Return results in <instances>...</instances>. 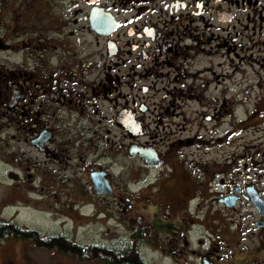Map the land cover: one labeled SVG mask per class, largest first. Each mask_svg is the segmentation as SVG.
I'll list each match as a JSON object with an SVG mask.
<instances>
[{
    "label": "flooded vegetation",
    "instance_id": "flooded-vegetation-1",
    "mask_svg": "<svg viewBox=\"0 0 264 264\" xmlns=\"http://www.w3.org/2000/svg\"><path fill=\"white\" fill-rule=\"evenodd\" d=\"M256 35L264 36V0H0V170L7 180L47 178L59 194L67 180L95 208L111 199L129 239L109 249L134 243L143 264L142 243L151 239L175 264L264 260L262 136L240 156L233 143L200 141L192 158H175L198 133H183L166 151L156 145L180 103L216 90L230 75L225 68L252 66ZM220 146L233 152L221 157ZM121 159L132 168L118 167ZM162 167L140 186L146 175L136 169ZM66 170L75 174L61 178ZM44 187L28 189L41 195ZM206 225L216 234L228 226L226 254Z\"/></svg>",
    "mask_w": 264,
    "mask_h": 264
},
{
    "label": "rangeland",
    "instance_id": "rangeland-1",
    "mask_svg": "<svg viewBox=\"0 0 264 264\" xmlns=\"http://www.w3.org/2000/svg\"><path fill=\"white\" fill-rule=\"evenodd\" d=\"M256 41H258V46L249 48L247 53L248 58L251 59L249 63L252 66H245V69L239 68L236 72L233 68H228L231 70L227 71L225 67H222V73L229 72L230 75L225 81H218L219 85L216 90H212L214 86H210L208 89L206 87L204 94L202 93L203 96L197 102L188 101L185 103L186 106L184 105L183 107L182 103H180V106L175 110V114L179 115V117L168 116L164 120L163 131L158 132L160 137H164L163 143L156 142V145L161 150L166 151L169 143L180 138L183 133L190 139H194L195 134L198 133V143L195 142L188 148H181L176 151V154L174 152L175 158L179 154L184 159L187 155L192 158L196 154L200 141H205L210 144L209 146L215 148L219 147L217 146L218 144L224 146L227 143H233L234 149H237L236 154L240 156L242 151H244L241 148L248 147L251 141H256L260 135L262 136L261 140H264V66L261 67L254 63L256 60L260 62L264 59V36H254L251 44H255ZM231 71L234 73L232 74ZM213 83H217V81L214 80ZM224 99H227L226 104H224ZM178 109H183L187 113L183 115ZM225 109L227 113H224L223 110ZM204 111L213 116L210 122L203 119L202 112ZM171 123L173 126H170ZM182 124L185 125V132L179 131ZM227 132H230L234 137L231 138L227 135L224 137ZM216 133L217 135H215ZM257 144L260 145L261 142L259 141ZM223 146H220L221 157L224 156L227 150H233L230 146V148H225L222 152ZM212 156L211 158L214 159L215 151ZM191 158L186 161H191ZM121 163L125 164L129 169L132 168V162L128 160L121 159L116 165L120 167ZM135 167L138 168L136 163ZM4 171L3 169L0 170V220L16 224L23 229L37 231L44 236L62 235L84 246L117 249L122 247L129 239L127 228L122 226L119 223V219L116 218L118 217V212L114 208L111 199H107L99 207L95 208L93 202L89 203L87 197L81 198V196L76 195L74 188L67 180L61 182L60 187L62 190L61 194H59L58 192L53 193V188H50L51 184L47 181V178L42 181L39 179L37 181H25L20 178V180H7L4 177ZM72 172L75 174V171ZM72 172L70 170L62 171L61 178H69L74 175ZM135 172L146 175L145 177H140L141 186L143 181L147 180L144 178L153 177L156 173L164 172V167L161 170L149 173L150 175L145 174L147 171H143V169H140V172L139 169H136ZM189 172H195L193 167H189ZM126 174L125 182L130 179ZM42 183L45 185L43 194L39 195L29 190L30 187L42 185ZM13 186L16 187L13 188ZM145 187L143 185V188ZM192 191L194 190L192 189ZM141 205L138 204L137 206L140 207ZM221 214L222 218H227L224 217L223 213ZM137 215L143 218V228L149 233L150 226L147 224V219L144 217L143 212L138 211ZM195 229L197 230L198 228ZM225 229L227 231L216 234L214 229L210 230L208 225L204 226L205 236L221 255L226 254L229 247H232L230 242L231 235L228 232L227 225ZM211 231L216 235L213 238L211 237ZM152 242H154L153 239L148 241L147 245H144L145 242L142 243V256L145 264H175L168 257H165L164 246L158 247L153 245ZM196 249L197 247L194 246L193 250ZM242 257L238 255L239 259L236 264H264V260L259 259L254 260L253 263L246 260L242 262ZM0 264L102 263L79 260L75 257L58 254L55 251L38 249L30 242L17 241L10 238L0 241Z\"/></svg>",
    "mask_w": 264,
    "mask_h": 264
},
{
    "label": "trees",
    "instance_id": "trees-1",
    "mask_svg": "<svg viewBox=\"0 0 264 264\" xmlns=\"http://www.w3.org/2000/svg\"><path fill=\"white\" fill-rule=\"evenodd\" d=\"M30 242L35 248L55 251L79 260L102 264H143L132 244L129 250L115 251L106 247L84 246L65 236H44L37 231L23 229L16 224L0 220V241L7 239ZM132 249V250H131Z\"/></svg>",
    "mask_w": 264,
    "mask_h": 264
}]
</instances>
